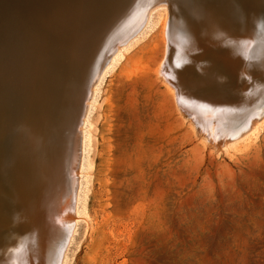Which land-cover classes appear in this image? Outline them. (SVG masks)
<instances>
[{
	"label": "rangeland",
	"instance_id": "obj_1",
	"mask_svg": "<svg viewBox=\"0 0 264 264\" xmlns=\"http://www.w3.org/2000/svg\"><path fill=\"white\" fill-rule=\"evenodd\" d=\"M16 1L0 0V30ZM193 7L175 3L106 77L64 264H264V128L242 138L254 98L264 111V64L243 71L246 58L264 63V4L249 8L245 34L221 36V13ZM16 207L24 199L0 194L1 213ZM44 210L0 222V245L15 243L0 252L7 264L27 241L41 247Z\"/></svg>",
	"mask_w": 264,
	"mask_h": 264
},
{
	"label": "bare ground",
	"instance_id": "obj_2",
	"mask_svg": "<svg viewBox=\"0 0 264 264\" xmlns=\"http://www.w3.org/2000/svg\"><path fill=\"white\" fill-rule=\"evenodd\" d=\"M183 1L196 6L198 17L202 6L219 11L223 21L214 31L218 35L226 30L245 34L249 8L264 4V0L15 2V14L0 30V194L11 205L24 199L26 208L0 212V222L17 224L23 214L37 218L45 208L41 247L27 241L14 259L18 264L66 262L69 232L91 179L92 115L103 83L162 14ZM263 64L246 58L243 71L249 75ZM247 91L254 95V89ZM249 123L243 139L264 128V111L256 98L249 108ZM214 140L220 148L233 143L226 135H214ZM12 242L4 248L3 241L0 252H9ZM6 258H0V264H7Z\"/></svg>",
	"mask_w": 264,
	"mask_h": 264
}]
</instances>
